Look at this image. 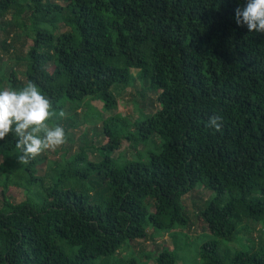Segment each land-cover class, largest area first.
Returning <instances> with one entry per match:
<instances>
[{
	"label": "trees",
	"instance_id": "16d2710c",
	"mask_svg": "<svg viewBox=\"0 0 264 264\" xmlns=\"http://www.w3.org/2000/svg\"><path fill=\"white\" fill-rule=\"evenodd\" d=\"M246 3L0 0V91L34 82L57 113L50 124L67 135L86 105L84 120H102L107 137L98 162L85 139L48 165L50 175L37 169L44 157L21 164L14 134L0 140V264H142L108 259L147 239L149 226L190 225L181 200L200 183L217 194L197 213L216 238L200 248V264H264V229L250 245L221 250L217 241H241L264 223V33L236 23ZM135 79L159 107L141 109L130 129L128 117L102 111L117 109L113 89ZM212 115L223 117L220 131L207 127ZM154 136L146 162L110 156L123 140ZM180 259L165 248L156 264Z\"/></svg>",
	"mask_w": 264,
	"mask_h": 264
},
{
	"label": "rangeland",
	"instance_id": "374dc122",
	"mask_svg": "<svg viewBox=\"0 0 264 264\" xmlns=\"http://www.w3.org/2000/svg\"><path fill=\"white\" fill-rule=\"evenodd\" d=\"M62 3H64V1ZM2 53L3 52L0 51V54ZM7 62H9V60H7ZM13 63L14 60H11V64ZM133 72L135 73V70ZM142 86L143 83L139 81V79H135L132 85L122 89L119 94L113 89L117 99V109L102 111V116L108 117L109 115L120 113L128 117L132 123L139 117L140 114L138 115V112L141 109H143L144 112L155 111L159 107L156 101L157 93L151 90L144 91L142 90ZM142 91H144V95H142ZM90 104L98 110L102 107V103L98 100H92ZM77 111L79 124L75 127H68L66 142L54 150H48L39 156L45 158V161L40 166H37L41 175H50L52 173L51 169L55 167V164L51 166V169L48 166L52 161H59L62 160V158L65 160L71 155L79 152L85 139H87V143L91 145L86 151L87 159L91 162H98L101 159L97 152V147L107 141V137L102 132V120H98L95 124L85 121L83 116L86 112V105L82 106ZM66 116L67 115H65V117ZM64 124L63 122V125ZM132 127L133 123L130 129H132ZM158 142L160 143V138L154 136L150 137L147 141H140L139 144H132L131 147L128 141L123 140L121 147L112 152L110 156L118 162L123 161L124 158H139L146 162L148 161L149 152L156 150ZM63 151L67 152V154L63 155ZM13 192L12 194H15L14 190ZM215 197H217L215 191L206 188L201 183L196 185L195 188L186 193L181 200V204L190 218V225L176 226L173 230L166 233L161 230L156 231L149 226L147 229V239L137 240L132 244L128 243L124 245L119 249V253L108 260L111 262H120L128 258H133L142 264H156V258L159 253L167 248L170 250L176 249L181 257L175 264H200L198 257L200 248L204 243L216 238L210 234L205 224L198 218L197 213L204 209V206ZM23 199L24 193L22 192L13 198L16 202L22 201ZM262 225H264L263 222L253 223V229L250 234L243 232L240 235L241 241L239 237H236L231 242L217 240L220 249L238 248L240 244L250 245L253 241L258 242L259 235L264 229Z\"/></svg>",
	"mask_w": 264,
	"mask_h": 264
},
{
	"label": "clouds",
	"instance_id": "9594fccd",
	"mask_svg": "<svg viewBox=\"0 0 264 264\" xmlns=\"http://www.w3.org/2000/svg\"><path fill=\"white\" fill-rule=\"evenodd\" d=\"M238 25H246L250 32L264 33V0H247L243 8L235 10ZM61 110L59 117H65ZM57 116L52 101L45 96L34 82H28L22 90L4 89L0 91V140L14 134L16 149L22 165L48 150H54L66 142V131L49 121ZM223 117L212 115L208 128L220 131Z\"/></svg>",
	"mask_w": 264,
	"mask_h": 264
}]
</instances>
